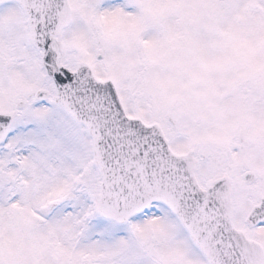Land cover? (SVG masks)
<instances>
[{
	"label": "snow or ice",
	"instance_id": "6c2138e0",
	"mask_svg": "<svg viewBox=\"0 0 264 264\" xmlns=\"http://www.w3.org/2000/svg\"><path fill=\"white\" fill-rule=\"evenodd\" d=\"M0 264H264V0H0Z\"/></svg>",
	"mask_w": 264,
	"mask_h": 264
}]
</instances>
